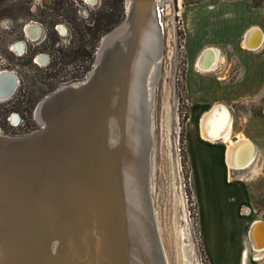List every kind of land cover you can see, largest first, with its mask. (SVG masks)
<instances>
[{"label":"bare ground","instance_id":"obj_1","mask_svg":"<svg viewBox=\"0 0 264 264\" xmlns=\"http://www.w3.org/2000/svg\"><path fill=\"white\" fill-rule=\"evenodd\" d=\"M130 1L126 2L127 9ZM156 1L139 0L135 30L140 40L124 62L122 82L115 77L120 70L110 64L125 54L128 42L124 35L110 48L104 74L98 67L88 73L90 84L86 92L63 96L53 108L44 105L52 93L37 104L35 118L39 124L48 123L41 138L23 150L0 152V264H88L92 254L98 260L94 264H122L118 237L122 207L118 206L116 192L120 197L123 195V211L127 213L123 233L128 264H160L155 249L156 224L148 195L152 97L163 43L162 23L154 12ZM257 28L252 26L245 32L244 49L256 51L263 46V33ZM25 34L28 40L39 38L41 28L29 24ZM18 45L24 49L22 42ZM205 49L198 55L196 67L208 73L216 70L220 59L214 48ZM98 55L99 52L97 59ZM43 58L44 64L47 57ZM99 70L100 74L91 81ZM131 82L129 109L123 107L120 98V103L114 106V95L121 90L119 94L123 98ZM80 84L81 81L64 84L56 91L67 86L77 88ZM1 87L0 100L14 93L15 86L7 76L2 77ZM103 100L110 109H103ZM13 118L15 122L17 117ZM232 131V118L223 104H215L201 118L200 137L226 143L228 168L242 170L254 164L252 151L244 136L237 135L232 140ZM0 137L15 136L0 134ZM124 142L126 146L122 147ZM118 143L123 148L120 152L116 149ZM91 210L96 211L87 214ZM85 212L79 226L81 221H75V217ZM95 217L99 219L95 221ZM258 224L259 221L251 235L254 248L264 251V222ZM172 227L177 231L176 223ZM77 248L83 252L81 258L75 254ZM176 249L178 257L185 256L179 259L180 263L191 264L186 259V250L180 247L182 252H179L177 245ZM105 251L110 256L107 261H104Z\"/></svg>","mask_w":264,"mask_h":264},{"label":"rangeland","instance_id":"obj_2","mask_svg":"<svg viewBox=\"0 0 264 264\" xmlns=\"http://www.w3.org/2000/svg\"><path fill=\"white\" fill-rule=\"evenodd\" d=\"M214 1L158 0L155 3V7L158 5L164 10L160 33L163 43L152 97L148 195L156 224L154 239L160 264H181L179 259L185 256L182 254L178 257L176 245L179 252H182L180 247L186 250V259L191 264H209L199 228L200 205L195 193L204 186L205 181L200 170L192 178L185 143L186 127L192 120L188 93L192 84L190 59L198 43L224 40L231 47L234 46L237 42L234 40L237 27L233 20L235 15L242 16L240 25L248 21L247 10L243 8L233 10L231 14L227 7L217 6L216 12L220 13L215 19L217 23L214 26L210 22L205 23L203 13ZM230 1L240 5L243 3L250 9H264V0ZM126 2L0 0V72H13L17 77L12 97L0 100V134L21 136L41 129L34 116L37 104L60 86L85 79L93 69L101 38L125 19ZM198 14H203L202 22ZM116 17H119V23L112 26L111 22ZM32 23L41 27V35L36 41H29L23 31L25 26ZM58 27L63 28L65 33L61 34ZM99 27L103 31L107 30L101 36L97 34ZM243 37L244 33L241 44ZM18 42L25 43L23 53L12 50ZM228 44L224 49L227 57L221 54L224 62L218 70L221 68L224 78L230 81L236 75L235 69L231 71L230 65L234 63V58L232 54H227L231 53ZM40 54L48 56L47 65L35 62L34 58ZM239 68L243 75H249L246 62ZM195 70L199 71L198 68ZM213 96L224 99L222 104L228 108L233 125V117L264 116V95L235 99L217 97V94ZM12 114L18 115L17 125L16 122H9ZM191 124L194 126L192 121ZM257 166L259 172L255 178L262 177L264 181V160L255 163L256 170ZM242 172L230 169V176L235 179L233 182L243 181ZM204 210L202 206V212ZM173 223L177 224V231H174Z\"/></svg>","mask_w":264,"mask_h":264},{"label":"crops","instance_id":"obj_3","mask_svg":"<svg viewBox=\"0 0 264 264\" xmlns=\"http://www.w3.org/2000/svg\"><path fill=\"white\" fill-rule=\"evenodd\" d=\"M211 3V6L203 13L205 23L210 22L212 26L217 23L215 19L220 16V13L216 12L217 6L227 7L228 13L231 10V14L233 10L243 8L247 10L245 15L248 21L240 22V25L239 20L242 16L235 15L233 20L237 27L234 40L237 42L234 46L231 47L224 40L198 43L190 59L192 84L188 93L192 120L190 119L186 127L185 143L192 178L194 179L200 170L205 181L204 186L195 192L196 200L200 205V233L209 264H264V251H257L254 248L251 235L256 222L259 221L258 225L264 222V181L262 177L255 178L259 172L258 166V171L255 169V163L264 160V116L233 117L232 140H236L237 135L244 136L248 140L254 159L253 165L240 170L243 171L242 182H233L235 179L230 176V169L225 161L227 144L219 141L209 142L199 135L202 116L207 114L215 104H222L224 100L212 98L214 94H217V97L229 96L233 99L264 95V42L263 46L256 51L246 50L241 44L243 33L245 34L252 26H257L264 37V9H250L243 3L240 5L230 0H215ZM203 14H198L200 22H202ZM226 44L231 49V53L227 54H232L234 58V63L230 65L231 71L235 69L236 75L230 81L224 78L223 72H220L221 68L218 70L220 64L224 62L221 54L224 58L227 57L224 50ZM208 47L218 52L220 60L215 70L218 71L217 73L195 70L197 68L195 59ZM194 62L195 68H193ZM244 62L249 66L248 76L240 72L239 65ZM240 73L241 76H239ZM190 134L191 137H189ZM202 206L205 212H202Z\"/></svg>","mask_w":264,"mask_h":264},{"label":"water","instance_id":"obj_4","mask_svg":"<svg viewBox=\"0 0 264 264\" xmlns=\"http://www.w3.org/2000/svg\"><path fill=\"white\" fill-rule=\"evenodd\" d=\"M138 3H139V0H131L130 1V5L128 6L129 8L127 9V7H126L125 19L118 26L114 27L112 30L107 32L101 38V40L99 42V45L97 47V50L95 52V63H96V60H97V64H95L93 67L94 68L98 67L97 69H100L101 71H103L104 64L106 63V60L108 59V52H109L110 48L117 41L119 36H122V35L125 36V38L127 39V42H128L127 48L124 50L125 54H123V56H121L119 60H118V58H116L114 60V62H112L110 64V65H115V70H117V71L120 70V74L118 76H116L117 75L116 74L115 77H118V80L120 79L121 82L125 78V76H124L125 72L122 73V71H125L124 70V68H125L124 62H126V59H128V56L130 58V56H131V54L133 52L132 50L134 49V47L136 45L139 44V40H140V37H138L137 32L135 30L136 21L138 19L137 18L138 17V9H137ZM36 27H38V25H36ZM25 31H26V27L24 28V32ZM97 52H99L98 59H97ZM130 52H131V54H130ZM40 58H42V56H39V57L37 56L36 60L40 61ZM100 70L95 73L96 75L91 77V79H90L91 81L97 75L100 74L99 73ZM103 74H104V71L102 72V75ZM3 76H7L8 78H10V84L11 83L14 84V86L16 88L17 79L11 72H6V71L5 72H0V82H1V79H2ZM87 76H89V75L87 74ZM87 76L85 77V79H83L81 81V84L77 88H70V86H67V87L61 88L58 91L52 93L47 98L48 100L46 99L47 101L44 103L45 107H50V108L55 107L54 105L56 103H58L63 98V96H67V95L76 96V95H79L81 93L86 92V90L89 89V84H90L88 82L89 78L87 79ZM121 76H122V78H121ZM4 88H5V86H4ZM15 88H14V90H15ZM130 88L132 89V82L130 84L129 91L127 90L128 92L127 91H126V93L124 92L125 95H123L124 96L123 98H121V95L119 94V91H121V90H119V91L117 90L118 91V95L115 94L114 98H113L114 106H116V104L120 103V101H118L119 98H120L121 101L123 100V107L125 105V109H129L130 103H131V99H132L131 94L133 93V91ZM102 103H103V107H105V108H103L104 110L110 109V107H108L109 105H108V102L106 100H103ZM112 106H113V104H112ZM47 124L48 123H46V122L40 124L41 125V129H39V130H37L35 132H32V133L26 134V135L15 136V137H10V138L0 137V152L3 151V150H10V151L11 150H23L24 146H26L28 144H31V142H34V141L38 140V138L42 137V135L46 132L45 130L47 129ZM126 143L127 142H124L123 144H121L122 147L126 146ZM121 145H120V143L117 144V148H116L117 152L122 151L123 148L120 147ZM125 151H126V149H125ZM114 155L112 154V156H114ZM116 199H117L118 206H120V209L122 207V210H121L120 216H119V222H118V228H119L118 237L120 238L119 242L121 243V246H122L121 247L122 248L121 252L123 254L122 255V264H128L129 252L127 251V247L125 246V239H124L125 235L123 233V229H124V226H125V223H126V217H127L126 210L123 211L124 210V206H125V202H124L123 195H121V197H120L118 192H116ZM94 209H96V208H94ZM95 211L91 210V211H86V212H88L87 214H93V213H95ZM86 212L83 213V215L82 214L76 215L75 221L76 220L81 221L79 223V226H81L82 221H84ZM95 218H96L95 221L99 219L98 217H95ZM94 223L96 224V222H94ZM97 226H98V221H97ZM98 227H100V225ZM86 233L91 235V231H87ZM60 248H61V246H60ZM64 250H65V248H64ZM75 251H76L75 254L77 253L78 254L77 256H80V258H81V256H83L82 250H79L77 248ZM92 255H90L91 256L89 258L90 262L88 264H94L93 262L98 261L97 257L95 258ZM105 255H106V251H105ZM108 259H110V256L106 255L104 261H107ZM100 260H99V262L101 263L102 261H100Z\"/></svg>","mask_w":264,"mask_h":264},{"label":"flooded vegetation","instance_id":"obj_5","mask_svg":"<svg viewBox=\"0 0 264 264\" xmlns=\"http://www.w3.org/2000/svg\"><path fill=\"white\" fill-rule=\"evenodd\" d=\"M33 24V23H32ZM29 25V24H28ZM37 25V24H36ZM26 27V26H25ZM24 27V28H25ZM38 27H40V25H38ZM24 28H23V31H24ZM41 28V27H40ZM57 30L61 33V34H64L65 33V31H64V29L63 28H60V27H58L57 28ZM24 35H25V32H24ZM41 35V34H40ZM26 37V36H25ZM27 37L29 38V37H31L32 38V36H30L29 34L27 35ZM39 38H38V36L36 37V38H32V39H29V41H36V40H38ZM19 43H21V42H18V43H16L14 46H13V49L12 50H14L15 52H21V53H23V51H24V49H25V43L24 42H22L23 43V45H24V49H23V47H22V45H18ZM39 56H42V58L44 57V56H46L47 57V60H46V63L45 64H41V58H40V61L39 60H36V58H34V60H35V62L37 63L38 62V64L40 63L41 65H47L48 64V61H49V58H48V56L47 55H45V54H40V55H38V57ZM44 59V58H43ZM44 61V60H43ZM15 77H16V75L13 73V72H11ZM16 79H17V77H16ZM3 86V85H2ZM4 88V87H3ZM2 87L0 88V92L2 91V89H3ZM10 97H12V95L10 96ZM5 100V99H4ZM1 101H3V100H1ZM15 116L17 117V119H16V121H18V115L17 114H15ZM12 121L14 122V118L12 117ZM15 121V122H16ZM16 125H17V122H16ZM5 136V135H4Z\"/></svg>","mask_w":264,"mask_h":264},{"label":"built area","instance_id":"obj_6","mask_svg":"<svg viewBox=\"0 0 264 264\" xmlns=\"http://www.w3.org/2000/svg\"><path fill=\"white\" fill-rule=\"evenodd\" d=\"M157 17H158V20H159V23L161 24V16L164 15V10L162 7L156 5L155 9H154ZM15 114H12L11 117L9 118V122L12 121V117L14 116Z\"/></svg>","mask_w":264,"mask_h":264},{"label":"trees","instance_id":"obj_7","mask_svg":"<svg viewBox=\"0 0 264 264\" xmlns=\"http://www.w3.org/2000/svg\"><path fill=\"white\" fill-rule=\"evenodd\" d=\"M112 20V19H111ZM109 21V20H108ZM115 21V22H114ZM111 22V21H110ZM119 23V17L117 18H115V20H112V22H111V24H112V26H115V25H117ZM107 30H105V31H103L102 29H100V27L98 28V30H97V34L99 35V36H101L104 32H106Z\"/></svg>","mask_w":264,"mask_h":264}]
</instances>
